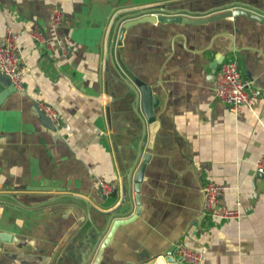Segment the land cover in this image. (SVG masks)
<instances>
[{
  "label": "crops",
  "instance_id": "0c3cea01",
  "mask_svg": "<svg viewBox=\"0 0 264 264\" xmlns=\"http://www.w3.org/2000/svg\"><path fill=\"white\" fill-rule=\"evenodd\" d=\"M232 7L261 19L140 21L119 32L140 12ZM5 27L18 35L23 72L20 87L0 80V264H90L111 222L127 216L98 264H146L179 241L200 251L199 264H264V176L254 169L264 152V0H0ZM34 27L45 41L28 36ZM229 57L261 92L237 112L212 95ZM134 78L156 97L150 147L126 84ZM207 180L227 185L218 201L238 218L202 214Z\"/></svg>",
  "mask_w": 264,
  "mask_h": 264
},
{
  "label": "built area",
  "instance_id": "2783aa9c",
  "mask_svg": "<svg viewBox=\"0 0 264 264\" xmlns=\"http://www.w3.org/2000/svg\"><path fill=\"white\" fill-rule=\"evenodd\" d=\"M144 12L138 13L136 16ZM133 18V17H132ZM61 20V13L55 9L50 14L51 26H57ZM37 41H45L43 31L34 27L28 31ZM0 72L5 74L15 87H20L23 66L19 56L18 35L9 27H5L0 33ZM212 95L237 112L241 106L251 107L252 103L261 95L258 88L253 86L252 81L244 77L234 57L221 61L214 73ZM40 109L48 116L53 125L59 124L58 115L47 103L40 102ZM254 169L264 176V152L260 153L254 162ZM102 189L106 191L108 184L99 180ZM227 187L226 184L212 180L205 181L201 186V212L203 215L219 219H236L239 212L235 207H228L219 203V194ZM173 257L178 264H199L201 259L200 251L187 246L183 242H177L173 246Z\"/></svg>",
  "mask_w": 264,
  "mask_h": 264
},
{
  "label": "water",
  "instance_id": "95a60500",
  "mask_svg": "<svg viewBox=\"0 0 264 264\" xmlns=\"http://www.w3.org/2000/svg\"><path fill=\"white\" fill-rule=\"evenodd\" d=\"M236 15H243L245 17H249V18L257 19V20L261 19V17H259L255 13H252L240 7H232L230 9H225L224 11H218L215 13H210L209 15L196 16V17H189L186 15L174 14V13H167V14L160 13L157 15H155L154 13H142L141 15L135 18L122 21L120 28H119L120 30L119 32L121 34L125 27H127L130 24L140 22V21L153 22L157 20V21H168V22L175 21V22L200 23V22H206L208 20L219 18V17L236 16ZM216 65H217V59H213L210 63L211 75ZM0 80L5 83L10 82L9 78L3 73L0 74ZM133 83L136 88L132 86L128 81H126V84L134 91L136 101L137 99H139L140 109L145 119L146 127H147L148 147H150L152 145L153 137L157 129V125H158L157 120L155 119L154 112H153V107L156 104V97L153 95L151 91V87L149 85L143 83L142 81L136 78L133 79ZM147 158H148V154L145 153L142 158V161L138 164L133 174V183H134L133 187H134V192H135L133 197H134L135 204L138 203V184L141 180L144 162L145 160H147ZM130 218H131L130 216L118 217V218H115L111 222L107 231L105 232L104 237L101 239L90 264H98L102 249L107 244L114 227L125 221H128V219ZM6 237L8 238V236H5V234L0 235V238H6ZM171 249L165 252L163 255L152 257L146 262V264H178V262L175 260V258L171 254Z\"/></svg>",
  "mask_w": 264,
  "mask_h": 264
}]
</instances>
